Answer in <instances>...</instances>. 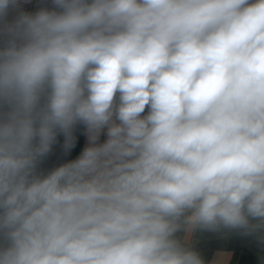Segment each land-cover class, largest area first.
I'll return each instance as SVG.
<instances>
[{"label":"clouds","instance_id":"obj_1","mask_svg":"<svg viewBox=\"0 0 264 264\" xmlns=\"http://www.w3.org/2000/svg\"><path fill=\"white\" fill-rule=\"evenodd\" d=\"M22 2L0 0V264L264 247V0ZM79 126L80 154L43 168Z\"/></svg>","mask_w":264,"mask_h":264},{"label":"crops","instance_id":"obj_2","mask_svg":"<svg viewBox=\"0 0 264 264\" xmlns=\"http://www.w3.org/2000/svg\"><path fill=\"white\" fill-rule=\"evenodd\" d=\"M45 5L50 0H36ZM147 111V110H146ZM76 143L67 153L63 148L64 138L59 136L53 150L44 161L42 167L51 169L61 163L75 159L87 143L84 129L79 126L74 133ZM103 140L104 137H101ZM194 247L201 253L206 262L217 259L220 254L229 257L228 264H264V247L254 238L243 237L235 233L222 236L210 232L199 233L193 238Z\"/></svg>","mask_w":264,"mask_h":264},{"label":"built area","instance_id":"obj_3","mask_svg":"<svg viewBox=\"0 0 264 264\" xmlns=\"http://www.w3.org/2000/svg\"><path fill=\"white\" fill-rule=\"evenodd\" d=\"M34 2L33 3V6L31 5V2ZM41 6H44L43 4H41V3H39L38 1H36V0H28V2H26V3H23L22 2V7H23V9L25 10V11H35V10H37L39 7H41Z\"/></svg>","mask_w":264,"mask_h":264},{"label":"rangeland","instance_id":"obj_4","mask_svg":"<svg viewBox=\"0 0 264 264\" xmlns=\"http://www.w3.org/2000/svg\"><path fill=\"white\" fill-rule=\"evenodd\" d=\"M33 3H34V2L32 1V2H31V5H32V6H33Z\"/></svg>","mask_w":264,"mask_h":264}]
</instances>
